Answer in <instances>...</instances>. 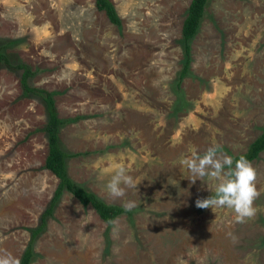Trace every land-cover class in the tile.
Instances as JSON below:
<instances>
[{"label": "rangeland", "instance_id": "1", "mask_svg": "<svg viewBox=\"0 0 264 264\" xmlns=\"http://www.w3.org/2000/svg\"><path fill=\"white\" fill-rule=\"evenodd\" d=\"M110 1L119 27L94 0H0V46L53 93L60 145L78 153L68 175L108 204H135L107 231L63 192L30 264H264V150L250 161L260 195L245 222L196 207L216 182L192 183L179 163L213 145L243 153L264 128V0L207 1L180 86L191 0ZM46 121L41 97L0 67V255L18 260L58 182L44 168ZM121 168L137 186L112 197L105 186Z\"/></svg>", "mask_w": 264, "mask_h": 264}, {"label": "trees", "instance_id": "2", "mask_svg": "<svg viewBox=\"0 0 264 264\" xmlns=\"http://www.w3.org/2000/svg\"><path fill=\"white\" fill-rule=\"evenodd\" d=\"M208 0H191L185 18L181 25V39L183 61L178 72L176 86H180L181 80L190 72L191 63V41L199 30L202 18L205 15V8ZM95 7L103 11L107 19L114 25L121 24L120 17L115 6L110 0H94ZM0 67L19 74V84L22 88L23 95L37 94L41 97L45 110L47 112V121L44 125V132L47 137L48 152L44 161V168L50 170L58 179L53 194L47 205L39 216L36 227L30 228V238L19 259L20 264H30L33 259V243L36 236L44 230L46 220L51 217L55 205L58 203L63 192L67 191L74 196L82 206L90 205L103 220L107 226V231L111 227L114 219L120 214L131 215L125 207L108 204L98 197L94 192L86 189L84 186L76 183L71 179L67 172L66 161L69 157L78 153H68L64 151L59 141V130L65 120L58 117L54 102L53 93L43 89L35 88L29 84V78L33 76L34 71L21 61H11L0 46ZM264 150V128L260 134L248 145L245 152L233 156V160L241 156L251 161L258 157L259 153Z\"/></svg>", "mask_w": 264, "mask_h": 264}, {"label": "clouds", "instance_id": "3", "mask_svg": "<svg viewBox=\"0 0 264 264\" xmlns=\"http://www.w3.org/2000/svg\"><path fill=\"white\" fill-rule=\"evenodd\" d=\"M179 163L192 174L190 179L192 183L205 177L216 182L214 194L208 198H198L195 201L196 207L212 210L230 209L235 213L238 222H245L256 215L257 208L254 202L260 195L256 185L258 173L245 157L241 156L234 161L233 157L224 153L219 145H213L208 147L203 155L193 151L190 156L181 157ZM136 186L133 178L121 168L115 172L105 187L112 197H122L127 187ZM133 207L135 204L132 202L125 205L128 211ZM0 264L20 262L11 253L6 252L0 255Z\"/></svg>", "mask_w": 264, "mask_h": 264}]
</instances>
